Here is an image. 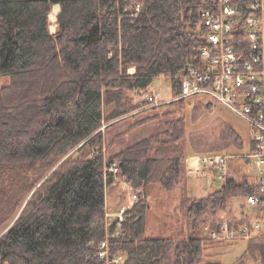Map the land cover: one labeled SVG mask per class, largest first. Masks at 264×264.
<instances>
[{"label":"trees","instance_id":"1","mask_svg":"<svg viewBox=\"0 0 264 264\" xmlns=\"http://www.w3.org/2000/svg\"><path fill=\"white\" fill-rule=\"evenodd\" d=\"M208 1L0 0V264H102L103 241L120 264H222L204 259L208 242H245L232 264H264V237L229 239L218 216L241 225L230 199L255 191L253 175L227 178L205 196L189 190L187 158L198 147L193 136L189 148L177 112L188 104L179 98L183 74L208 43ZM235 1L246 17V2ZM232 38L248 56L244 30ZM162 75L173 99L155 105L146 95ZM226 134L244 147L235 130ZM255 147L250 140L248 153ZM117 179L139 196L120 225L107 216ZM151 185L179 187L189 231L148 235Z\"/></svg>","mask_w":264,"mask_h":264},{"label":"built area","instance_id":"2","mask_svg":"<svg viewBox=\"0 0 264 264\" xmlns=\"http://www.w3.org/2000/svg\"><path fill=\"white\" fill-rule=\"evenodd\" d=\"M246 2L243 11L235 0H209L202 10V21L209 29L206 46L200 49L199 66L188 65L182 77V94L179 98L209 96L224 104L242 116L250 124L251 141L256 147L244 157L250 160L254 169L253 182L255 191L244 199L241 216L243 220L238 228H231L228 215L224 218L221 230L229 239H249L264 237V0H243ZM209 5V6H208ZM241 27L249 44V55L237 52L233 46L232 34ZM147 98L155 105L162 102L153 91ZM228 155L200 157L197 164L192 159L187 164L196 175L200 169L216 168L219 180H222L228 169ZM203 168V169H204ZM205 168V169H206ZM107 171L118 173L117 164L107 166ZM202 171V170H201ZM136 191V190H135ZM138 200V192L133 195ZM134 201V202H135ZM124 207L116 222L125 219ZM108 218L110 214L107 213ZM119 231L115 235H119ZM212 237H217L211 231ZM99 256L102 264H120L122 256H111L108 242L100 245Z\"/></svg>","mask_w":264,"mask_h":264},{"label":"rangeland","instance_id":"3","mask_svg":"<svg viewBox=\"0 0 264 264\" xmlns=\"http://www.w3.org/2000/svg\"><path fill=\"white\" fill-rule=\"evenodd\" d=\"M58 12L59 7L57 12L54 7L50 14V30L52 33H55L57 29ZM152 91H155L161 97V100L173 99L171 81L165 75L155 79L148 94ZM196 100H201L198 104L201 107L194 109V101ZM187 101L188 104H185L182 110L177 112V115L184 114L186 116L189 148L191 149L190 139L193 136L195 147H198V151L191 152L187 162L190 159L198 160V158L205 156L228 155L230 157L227 172L222 180L218 179L219 171L216 168L205 167V169L202 167L199 170L200 175L195 173H193L194 175H188L191 195L195 197L205 196L221 187L222 181L232 175L240 177V174H245L249 178L254 175V169L251 165H247L242 157L248 153L251 140V127L246 119L209 96L190 97ZM209 102L212 103V106L205 108V105ZM177 115H173V118ZM227 128H232L241 136L245 144L243 148H239L238 145L234 144L235 139L233 137H227ZM135 192L128 183L121 179H117L107 189V208L111 220L115 221L121 210L124 207L127 209L135 201L133 197ZM148 193L151 203L148 213V235L165 237L173 235L178 237V233L186 231V215L180 208L179 187L173 191H167L161 186L151 185ZM230 200V210L233 212L238 211V209L242 210L243 198L241 196H233ZM218 216L224 218L220 214ZM186 234H182L180 237ZM210 243L206 244L204 259H218L222 261V264H232L245 249V242L234 244H227L228 242H226L222 248H213Z\"/></svg>","mask_w":264,"mask_h":264},{"label":"crops","instance_id":"4","mask_svg":"<svg viewBox=\"0 0 264 264\" xmlns=\"http://www.w3.org/2000/svg\"><path fill=\"white\" fill-rule=\"evenodd\" d=\"M55 6H58V7H59V11H60V6H59V5H55ZM55 6H54V7H55ZM58 13H59V12H58ZM130 71L133 72V71H134V68H131ZM191 161H192V163H196V164H197V160L192 159ZM186 164H187V163H186ZM196 164H193V165H196ZM187 167H188V173H189V175H194V174H193V173H194L193 169H192L191 167H189L188 164H187ZM231 177L233 178V177H238V176H237V175H236V176H235V175H232ZM190 191H191V190H190ZM190 193H191V192H190ZM122 206H123V205H122ZM122 206H121V207H122ZM241 206H242V204H241ZM241 206H240V207H241ZM121 207H120V208H121ZM238 211H240V209H238ZM238 211H237V212H238ZM185 226H186L187 231H189V230H190V224H189L188 221L186 222V225H185Z\"/></svg>","mask_w":264,"mask_h":264},{"label":"bare ground","instance_id":"5","mask_svg":"<svg viewBox=\"0 0 264 264\" xmlns=\"http://www.w3.org/2000/svg\"><path fill=\"white\" fill-rule=\"evenodd\" d=\"M55 11H56V12L58 11V6H55Z\"/></svg>","mask_w":264,"mask_h":264}]
</instances>
